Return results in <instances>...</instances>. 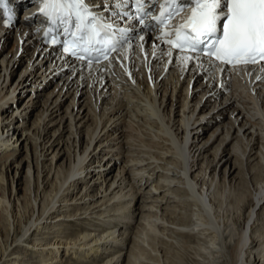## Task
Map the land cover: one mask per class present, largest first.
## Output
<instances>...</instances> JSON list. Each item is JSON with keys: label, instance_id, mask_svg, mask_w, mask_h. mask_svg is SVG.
I'll use <instances>...</instances> for the list:
<instances>
[{"label": "bare ground", "instance_id": "6f19581e", "mask_svg": "<svg viewBox=\"0 0 264 264\" xmlns=\"http://www.w3.org/2000/svg\"><path fill=\"white\" fill-rule=\"evenodd\" d=\"M94 2L103 11L101 0ZM24 23L15 29L0 25L2 264H20L19 255L30 248L44 264H62L64 256L70 264H165L167 245L185 244L181 237L193 235L203 264H213L223 245L227 249L225 221L213 205L219 200L221 211H229L219 185L229 178L231 189L255 169L250 182L257 203L231 252L237 264H249L252 255L264 263V225L258 236L254 230L264 222L262 136L250 131L257 123L231 102L233 92L225 95L231 87L219 82L227 77L205 79L200 67L182 64L163 47L155 57L150 51V61L134 46L123 65L129 76L116 61L84 68L62 60L32 22ZM151 39L150 33L144 37L147 45ZM149 66L148 74L143 68ZM241 74L264 116V71L260 79ZM194 77L202 80L190 93ZM190 97L197 106L191 115ZM218 166L221 172L224 167L223 179L214 185L215 177L209 182L206 175ZM244 198L235 201L237 207ZM185 207L195 222L178 221ZM12 226L25 227L21 238L11 236Z\"/></svg>", "mask_w": 264, "mask_h": 264}, {"label": "snow or ice", "instance_id": "6c2138e0", "mask_svg": "<svg viewBox=\"0 0 264 264\" xmlns=\"http://www.w3.org/2000/svg\"><path fill=\"white\" fill-rule=\"evenodd\" d=\"M40 2V13L51 25L46 35L55 32L63 37L53 36L51 42L89 68L102 60L111 63L110 57L116 58L112 54L119 55L123 45L134 39L129 34L139 25L141 31L158 27L157 39L171 49L167 55L175 50L182 64L195 62L205 72L224 73L229 67L239 71L250 65H262L264 71V0H132L135 15L123 11L129 0H101L103 11L96 10L94 0ZM157 4L159 14L153 15ZM0 11L10 23L9 0H0ZM109 11L111 15L105 16ZM182 13L186 15L181 17ZM176 17L181 20L171 23ZM125 18L135 23L121 27Z\"/></svg>", "mask_w": 264, "mask_h": 264}, {"label": "rangeland", "instance_id": "374dc122", "mask_svg": "<svg viewBox=\"0 0 264 264\" xmlns=\"http://www.w3.org/2000/svg\"><path fill=\"white\" fill-rule=\"evenodd\" d=\"M20 54H19L18 58L21 56ZM24 63H26V62H24ZM185 78L188 79L189 76L185 75ZM201 80L202 79H200L199 81L195 82V77L192 79L193 83H191L190 93H194L195 92V89H196L195 86ZM184 83H185V81L181 82L180 87L175 91V96H177V94H179L178 90H180L181 85H184ZM219 83L222 85V83H225V81H223V82L220 81ZM251 85L252 84H250V83L246 85V82H245V83H242V85L240 86V90L239 91H241V90H245L246 91V92H242L241 91L243 94L246 93V95L243 96V97H245V99H243V105L242 106H239L237 104V102H235V100H233V99H231L232 100L231 102H234V104L237 105L239 108H241V109L243 108L242 110L244 111V114L247 113L246 115H248L251 118L252 121H255L257 123V125H255V126L250 128V131L254 132L255 137L256 136H262V137H259V140L262 142V143H259V144H260L261 150L264 151V126H262V121H261L264 118V116L262 114H260V112H258L259 111V110H257L258 104L254 103L255 100L252 99V96L250 95L251 97H248V95H247L248 93L251 92V89H250ZM29 87H32V85L29 84ZM225 95H227V92H226ZM227 96H229V95H227ZM234 97H235V95H234ZM189 99H190L189 100V104H188L189 108L187 109V112L191 110L190 113H188L189 115H191L192 114V109L193 108L196 109L197 106H196V104H194V101L191 100V97ZM236 100H238V99L236 98ZM244 103H245V105H244ZM202 104H201V106H202ZM201 106H198V110H196V114H194L193 120H195L199 116V112H200ZM218 106H219V103H218ZM221 107L222 106L218 107L216 110H218ZM213 113L211 115H208L207 117L205 116L203 119L209 118L210 116L213 115ZM230 115L232 116V112L230 113ZM233 119H235V118H233ZM250 125H251V121L247 123V127L250 126ZM225 145L226 144H224L223 147H225ZM116 169L117 168L115 167L114 170H116ZM223 170H224V167H222V172H221V166H218L217 167V172L214 171L212 173V175H210V172H211V169H210V171H208V173L206 175V180L211 182L212 178L215 177L214 185L219 183L220 177L223 179ZM256 171L257 170L255 169L253 173L255 174ZM246 172H247V170H246ZM253 173L251 172L250 173L251 175L246 173V176H247V177L245 176V178H247L246 182H244V183L243 182L239 183L240 181L236 182L235 185H232L231 189H230V182H229L230 179L229 178L226 180L225 184L219 185V188H220L219 196H221V193H223V194L225 193V195L227 196V202H226L225 206L226 205H230L228 207L229 211L223 212L224 209L221 211V209L219 207V202H218L219 200H217L216 202L214 201V203H213V205L216 204L214 206L217 207L216 209L218 210V217H219V214L222 213L221 217H220V220L222 221L223 218H224V221H225L224 237H225V240H226L225 242L226 243L225 242L224 243L226 244L227 249L225 250L224 249V245H223L222 253H220V254L216 253L218 256L214 259V263L213 264H237L236 263L237 260L235 258V256H237V254L234 251L231 252V249H232V247H234L237 244V242L239 241V238H240L239 235L243 232L244 228L248 224V220H249L248 216H249V214H250V212L252 210L253 203H255V204L257 203L256 196H255L256 185L252 184L250 182V178L252 177ZM241 194H244V196L246 198H244L243 202L240 203V206L237 207V203L235 201L238 200V198L240 197ZM225 206H224V208H225ZM187 208L185 207L182 210L181 209L179 210V212L182 211L184 214L183 215H181V214L177 215L178 216V221L179 220L180 221L181 220L182 221L183 220H185V221L190 220L189 221L190 223L195 222L196 221V215H193L192 210H190L191 207L188 210H187ZM224 211H226V210H224ZM263 225H264V222L259 220L258 223H256V226H254V228H255L254 230L256 231L257 236L259 235L258 231L261 230ZM24 228L25 227L22 226L20 231L19 230L15 231L13 229V226H12V228H11V230L9 232L11 233V236L16 237L17 239H19V238H21L23 236ZM14 231H15V234H14ZM181 239L186 241L185 244H184V242H182V243H178V244H176V245H174L172 247L167 245V249L168 250L170 249V250L167 253V255H164V257H163L164 258V263L165 264H203L202 257L199 254V245H200L199 244V242H200L199 239L196 236H194V235L193 236H182ZM10 242H11V240H10ZM259 244H260V242H258V240L253 241L250 244V248L252 250L256 251V249L259 246ZM14 246H15L14 244L11 245L10 247L8 245V248H9L8 253L11 252L15 248ZM32 251L33 250L30 248L29 251L26 253V256H24L23 254L19 255L21 257L23 256V259L20 262V264H44V263H40L39 261H37L39 258H36V254H33ZM13 255L18 256V253L11 254V255L8 256V258L13 257ZM0 256H1V252H0ZM253 258H254L253 255L249 257V262H250L249 264H257V262H255V260ZM3 260L0 261V264H2ZM68 262H69V260H67L65 258V256H64V262L62 264H70ZM5 263H7V262H5ZM158 263H159V261H151V263H149V264H158ZM162 263H163V261H162ZM259 264H264V263L260 262Z\"/></svg>", "mask_w": 264, "mask_h": 264}]
</instances>
